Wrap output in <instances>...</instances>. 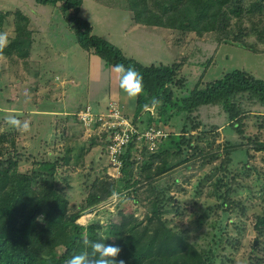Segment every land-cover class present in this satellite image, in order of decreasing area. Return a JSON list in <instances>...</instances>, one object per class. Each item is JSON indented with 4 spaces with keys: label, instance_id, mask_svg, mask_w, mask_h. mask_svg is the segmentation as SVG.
Listing matches in <instances>:
<instances>
[{
    "label": "rangeland",
    "instance_id": "rangeland-1",
    "mask_svg": "<svg viewBox=\"0 0 264 264\" xmlns=\"http://www.w3.org/2000/svg\"><path fill=\"white\" fill-rule=\"evenodd\" d=\"M154 2L146 0L145 8L158 14ZM128 3L81 0L78 15L89 22L92 34L142 65L175 64L177 79L188 86L203 87L235 69L264 80V0H230L225 28L202 34L138 24ZM72 14L35 0H0V35L8 41L3 47L17 48L16 27L24 25L19 15L27 18L31 32L30 39L21 35L30 43L27 55L18 48L0 54V136L8 137L3 143L0 137V148L11 149L5 150L6 158L0 150V169L11 160L17 173L30 175L39 163L60 159L63 151L67 162L58 163L55 183L68 202L66 231L81 228L82 243L88 235L94 240L111 236L104 242H114V227L125 222L124 245L149 237L157 244L167 237L172 244L180 239L213 264H264V225L258 222L264 218V107L244 93L231 99L238 112L232 121L216 103L173 117L166 126L155 125L152 101L159 84L138 113L136 97L122 102L107 94L109 87L104 92L95 87L96 92L89 86L88 73L80 69L93 53L74 51L79 46L65 20ZM9 115L28 122V129L9 126ZM116 122L138 132L125 166L128 145L119 166L110 159L109 147L102 151ZM171 133L182 136L181 149L164 155L158 148ZM113 191L121 198L113 200ZM0 228H6L4 219ZM63 250L57 248L50 258Z\"/></svg>",
    "mask_w": 264,
    "mask_h": 264
},
{
    "label": "trees",
    "instance_id": "trees-1",
    "mask_svg": "<svg viewBox=\"0 0 264 264\" xmlns=\"http://www.w3.org/2000/svg\"><path fill=\"white\" fill-rule=\"evenodd\" d=\"M35 1L42 6L58 5L63 14L74 10V14L65 16V20L71 26L79 48L92 51L108 66L122 63L126 67L133 66L142 74L143 91L136 96L135 113L141 112L148 104L153 86L159 84L157 94L153 97V100L159 101L158 105L153 106L152 111L151 121L155 125L161 123L166 126L173 117L216 103L222 105L228 120L232 121L238 112L231 104V99L244 93L256 98L264 107V80L257 79L243 70L235 69L217 80L206 83L203 87L197 84L188 86L186 80L177 79L178 68L175 64L142 65L125 56L118 47L106 39L92 34L89 22L78 15L81 0ZM141 1L142 6H140ZM145 1L128 0L129 10L138 24L179 31L192 28L199 34L214 32L220 28L223 30L227 25L225 19L228 16L225 11H228L230 0H153L160 8L158 14L148 11L145 8ZM145 12L147 15H144ZM19 16L24 25H17L14 43L19 53L25 56L29 52L30 43L28 41L26 44L27 41L21 35L30 39L31 32L27 30V18ZM217 21L220 22L216 24ZM217 25L220 27L215 28ZM17 48L0 47V54L11 55ZM237 123H232L231 126L236 127ZM151 124L153 123L149 125ZM0 137L2 143L4 139H8L4 135ZM181 140V135L171 133L162 141L158 149H161L160 152L164 155L172 149L180 150ZM11 142L16 146V142L13 140ZM129 145L127 149L129 147L130 149H126V157L122 156L124 166L129 161L130 150H134V144ZM106 148L107 145H104L102 151L106 152ZM0 150L11 149L0 148ZM62 153L58 155L60 159L39 163L30 175L17 173L14 169L15 162L11 160L7 161L6 168L0 169V220L6 221V228H0V264H65L73 254L83 250L90 251L81 241L83 240L81 228H74L72 232L66 231L65 216L68 202L59 193L54 178L58 163L66 160V157H62ZM7 154L9 152L5 151L2 158H6ZM64 154H68V151H64ZM142 154L150 153L144 150ZM161 167L164 169L166 164ZM34 178H37V181ZM258 222L264 225V218H259ZM121 225L124 226L125 222ZM122 226L114 227V242H107L120 247L121 251L114 258L117 262L123 260L125 264H213L205 261L193 247L182 245L180 239L172 244L167 242V237H164L156 244L155 238L149 237L143 242L145 244L137 242L134 245H124L121 242ZM92 238L94 237L88 235L87 239L94 240ZM57 248L64 250L57 259H51L50 256L54 255Z\"/></svg>",
    "mask_w": 264,
    "mask_h": 264
},
{
    "label": "clouds",
    "instance_id": "clouds-1",
    "mask_svg": "<svg viewBox=\"0 0 264 264\" xmlns=\"http://www.w3.org/2000/svg\"><path fill=\"white\" fill-rule=\"evenodd\" d=\"M7 38L4 35H0V47L7 44ZM111 71L115 74L118 80L119 88L130 98L134 99L143 91V76L133 66L126 67L122 63H116L111 65ZM153 106L158 105V100L152 101ZM6 122L12 128L27 130L29 127L28 122H21L15 115H9L5 117ZM113 200L121 198V194L113 191L111 193ZM111 236L104 237L99 240L85 239L83 244L86 248L77 254H73L66 260L65 264H125L123 260L116 261L114 258L121 251L118 245L106 244L104 241Z\"/></svg>",
    "mask_w": 264,
    "mask_h": 264
},
{
    "label": "crops",
    "instance_id": "crops-1",
    "mask_svg": "<svg viewBox=\"0 0 264 264\" xmlns=\"http://www.w3.org/2000/svg\"><path fill=\"white\" fill-rule=\"evenodd\" d=\"M46 7L49 5H45ZM53 6V5H51ZM75 48V47H74ZM78 53V55H81L82 52H86L88 54V51H84L81 48L74 50ZM90 64V65H89ZM89 64L86 67H83L80 69L84 70L86 74L88 73V80L89 86H93L95 91L98 92L99 89L95 88L98 87L102 92L107 91V87H109V91L107 94H110V96H114L120 101H125L128 99L126 95H122L123 93L121 89L118 86V80L115 76V74L111 71V66L106 65L99 57L95 55H89ZM79 70V69H76ZM79 71V72H80ZM74 73V71H73ZM82 91L86 90L84 89L85 85L82 86ZM80 89V88H79ZM92 90V89H90ZM89 90V94L91 93ZM78 95L81 94V90L77 91ZM87 94V93H86ZM106 94V93H104ZM93 98V97H92ZM96 98V97H95ZM101 98V97H99ZM102 99V98H101ZM136 100L134 99L133 105H135Z\"/></svg>",
    "mask_w": 264,
    "mask_h": 264
},
{
    "label": "built area",
    "instance_id": "built-area-1",
    "mask_svg": "<svg viewBox=\"0 0 264 264\" xmlns=\"http://www.w3.org/2000/svg\"><path fill=\"white\" fill-rule=\"evenodd\" d=\"M122 126H123L122 123H117V122H116V125L110 126V127H112V131H111L112 133L109 136L110 141H109V145H107V147H109L108 152L110 155V159L113 158L112 161L114 162L113 164L115 166H119V164H120V163H118V161L120 160V155L122 153L121 151L124 150V148L127 145H129L130 143L134 142V144H135V140L137 141V136H138V132L135 131V129H136L135 127L132 128L131 130L127 131V130H124L122 128ZM152 132L154 134L157 133L154 130H152ZM152 132L149 134L153 136ZM149 134H147L148 138L151 137V136H149ZM162 137H164V136L162 135ZM150 139L153 140L152 138H150Z\"/></svg>",
    "mask_w": 264,
    "mask_h": 264
}]
</instances>
